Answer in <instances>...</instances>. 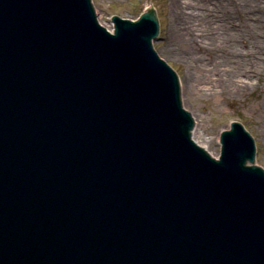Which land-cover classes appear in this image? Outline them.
I'll return each instance as SVG.
<instances>
[{"label": "water", "instance_id": "water-1", "mask_svg": "<svg viewBox=\"0 0 264 264\" xmlns=\"http://www.w3.org/2000/svg\"><path fill=\"white\" fill-rule=\"evenodd\" d=\"M92 3L0 0V264H264L251 132L198 145L155 8Z\"/></svg>", "mask_w": 264, "mask_h": 264}, {"label": "rangeland", "instance_id": "rangeland-1", "mask_svg": "<svg viewBox=\"0 0 264 264\" xmlns=\"http://www.w3.org/2000/svg\"><path fill=\"white\" fill-rule=\"evenodd\" d=\"M182 1L194 34L172 30L171 0H92L105 27L113 25V15L138 18L152 5L160 24L153 46L179 76L197 140L209 152L219 146L220 153V131L240 120L264 168V0Z\"/></svg>", "mask_w": 264, "mask_h": 264}, {"label": "bare ground", "instance_id": "bare-ground-1", "mask_svg": "<svg viewBox=\"0 0 264 264\" xmlns=\"http://www.w3.org/2000/svg\"><path fill=\"white\" fill-rule=\"evenodd\" d=\"M172 2V9H171V14L170 16L173 17V25H172V30H174L177 33H184V34H194L193 32V27L191 26L190 21V13L189 15L187 14L188 12L184 9L186 8L188 5L184 3L182 0H171ZM108 30L113 31V25L109 24L108 26H106ZM177 28V29H176ZM185 31V32H184ZM193 41H195V38H193ZM197 41V40H196ZM199 41V40H198ZM247 84L251 83V82H247ZM229 128V127H228ZM197 130L198 128L195 126L194 130H193V139L197 144H200L202 147H206L205 143L200 142L199 140H197ZM212 142V141H211ZM207 149V148H206ZM210 154L212 156H219V146H217L215 148V150L213 152H210Z\"/></svg>", "mask_w": 264, "mask_h": 264}]
</instances>
